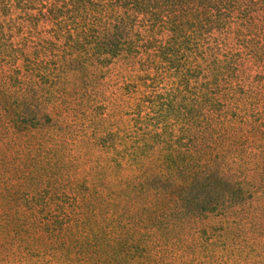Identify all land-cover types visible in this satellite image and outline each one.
I'll use <instances>...</instances> for the list:
<instances>
[{"label":"trees","instance_id":"obj_1","mask_svg":"<svg viewBox=\"0 0 264 264\" xmlns=\"http://www.w3.org/2000/svg\"><path fill=\"white\" fill-rule=\"evenodd\" d=\"M261 11L264 0H0V264H175L180 250L264 264L244 251L264 246V153L235 180L227 150L245 137L232 140L207 92L195 126L192 109L139 100L131 72L112 79L155 52L183 62L181 41L198 33L238 23L256 38ZM160 31L178 50L154 47ZM220 67L217 78L236 70Z\"/></svg>","mask_w":264,"mask_h":264},{"label":"rangeland","instance_id":"obj_2","mask_svg":"<svg viewBox=\"0 0 264 264\" xmlns=\"http://www.w3.org/2000/svg\"><path fill=\"white\" fill-rule=\"evenodd\" d=\"M254 14L258 20V27L252 33L256 35V38L246 39L247 37L243 35L246 32L238 27L237 23L228 29L214 30L204 36L198 33V36L191 39L186 37L181 41L179 50V56L183 62L170 65L164 61L160 52H155L152 58L143 57L134 64H123L112 74L114 81L123 74L130 72L134 74L136 76L133 78L134 87L140 89L138 98L141 101L146 100L144 95L152 92V99L158 102L163 103L164 100L166 105H170L168 104L170 102L174 107H187L186 111L192 109L196 116L195 126L201 120L198 119L196 111L204 106L203 94L207 92L210 102L208 108L221 111L226 119L233 122V127L230 128L232 140L238 135L237 133L244 134L245 137L240 143L236 141L235 147L231 150L223 149V146L219 144L215 149L216 153L223 155L228 151L230 167L225 169L226 173L233 177L230 172L232 169L236 175L233 177L236 178L235 180L247 176V172L253 166L254 154L264 153V11ZM252 33L248 34L252 35ZM166 35H169V39H162L166 38ZM172 35L173 32L165 34L158 32L157 37L154 38L156 41L153 43L154 47L158 48L159 41L167 42V44L170 41L171 46L167 48L175 47L178 50L174 46L173 39L171 40ZM247 43L249 45H246ZM246 46L248 50L244 51ZM228 63L235 64L236 70L227 72V79L222 75L217 78L219 67ZM176 67L182 71L176 70ZM187 80H190V85H187ZM84 82L81 88L84 87ZM71 90L75 98L74 87H71ZM131 90L133 91V87H127L124 92L129 93ZM78 97L80 96H77L79 100ZM141 101L139 103H142ZM67 102L68 107L73 110L76 101L73 99ZM219 102L223 104V107H220ZM65 106L58 104L57 108L63 111ZM188 116L191 117L189 114ZM172 120H174L173 116L170 117L171 124ZM155 122L156 129L159 130L161 127L157 121ZM255 163L256 169L257 161ZM259 167L264 170L260 164ZM246 247L245 252L258 250L251 256L260 253L262 257L264 256V246H257L252 241ZM200 252L201 250H180L179 261L175 264H201L198 261ZM191 253L194 254V262L189 263ZM166 262L163 260L158 264H166ZM260 262L261 257L254 259L252 264Z\"/></svg>","mask_w":264,"mask_h":264}]
</instances>
